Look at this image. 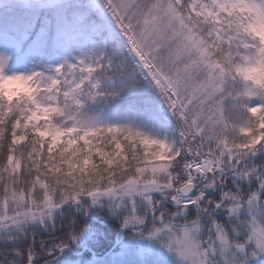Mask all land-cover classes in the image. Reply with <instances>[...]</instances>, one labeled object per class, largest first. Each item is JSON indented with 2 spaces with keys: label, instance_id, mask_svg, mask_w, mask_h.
Segmentation results:
<instances>
[{
  "label": "snow or ice",
  "instance_id": "snow-or-ice-1",
  "mask_svg": "<svg viewBox=\"0 0 264 264\" xmlns=\"http://www.w3.org/2000/svg\"><path fill=\"white\" fill-rule=\"evenodd\" d=\"M0 264H264V0H0Z\"/></svg>",
  "mask_w": 264,
  "mask_h": 264
}]
</instances>
